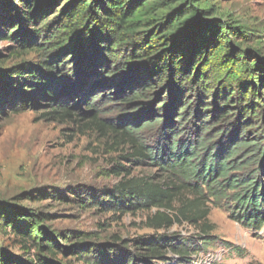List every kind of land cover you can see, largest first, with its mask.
<instances>
[{
	"label": "trees",
	"instance_id": "trees-1",
	"mask_svg": "<svg viewBox=\"0 0 264 264\" xmlns=\"http://www.w3.org/2000/svg\"><path fill=\"white\" fill-rule=\"evenodd\" d=\"M62 1L64 6L55 12L57 18L51 22L47 17L59 0H0V24L8 28L0 40L20 38L23 52L42 56V71L21 67L2 74L0 79L40 89L52 98L56 86L64 80L76 83L79 67L81 82L86 86L82 105L77 103L81 98L70 93L65 100L51 101L48 116L57 121H89L99 131L110 132L113 145H131L133 153L125 159L154 163L176 180L162 185L152 178H130V169L117 165L113 174L124 176L123 180L113 190L105 191L107 201L92 196L93 205L103 212L114 210L122 215L157 209L148 219L147 228L169 231L175 225L188 224L200 234L191 238L166 234L141 237L133 240L132 246L96 247L81 242L66 247L58 235H51L43 226V216L0 202V228H11L27 241L23 248L31 257L3 255L0 264H71L57 260L60 255H70L82 264H158L169 262L170 254L181 263L192 264V257L214 241L211 233L215 228L208 222L207 203L218 206L229 199L236 205L234 220L248 229L261 230L264 58L260 54L253 58L237 48L234 37L246 38L241 29L214 18V10L204 0ZM26 28L31 30L28 36L24 34ZM113 89H129L127 95L124 91L121 95L107 94L110 100L118 96L129 106L139 108L136 101L162 99L154 107L155 112H162L167 95L176 98V105H182L179 123L164 129L168 137L164 149L154 151L136 136L141 128L158 125L157 114L141 126L134 122L116 125L100 119L96 104L99 94ZM215 94L223 101L216 112L217 124L223 125L209 134L216 124L207 120L203 123L204 134L191 142L186 135L193 111L198 106L209 111L206 97L210 99ZM81 108L86 113L80 112ZM232 132L234 136L226 142ZM221 143L223 146L218 148ZM230 191H235L232 198ZM77 198L81 199L79 194ZM80 203L86 204L83 199ZM18 221L26 225L19 227ZM33 251L37 254L32 257Z\"/></svg>",
	"mask_w": 264,
	"mask_h": 264
},
{
	"label": "rangeland",
	"instance_id": "rangeland-1",
	"mask_svg": "<svg viewBox=\"0 0 264 264\" xmlns=\"http://www.w3.org/2000/svg\"><path fill=\"white\" fill-rule=\"evenodd\" d=\"M204 1L205 5L214 10V18L239 27L245 34L246 38L234 37L237 48L246 51L253 58L258 54L264 58V0ZM64 3L59 0L55 5L57 8L49 13L47 20L54 21L57 18L55 12ZM7 30L0 24V35ZM30 33L31 30L26 28L24 34L28 36ZM19 39L0 40V77L21 67L42 71L39 68L42 56L34 52H23L19 48ZM75 75L76 83L64 80L61 85L56 86L57 92L52 98L46 97V92L40 89L16 86L14 83L12 85L10 81L3 83L0 79V202L43 216V226L51 235H58L61 238H58L59 242L66 247L81 242L96 247L114 244L132 246L133 240L159 234L182 238L199 236L200 232L188 224L175 225L169 231L147 228L148 219L156 214L157 209L122 215L114 210L103 212L98 205H93L92 196L107 201L103 196L105 191L113 190L123 180L124 176L117 177L113 174L117 165L129 168L130 178H152L156 184L162 185L176 180L154 163H133L131 158L125 159L126 155L133 153L131 145H113L112 134L99 131L89 121H57L48 116L51 101L65 100L70 93L81 98L77 103L82 105V93L86 86L81 82L83 75L79 67L76 68ZM123 91L126 95L130 93L129 89ZM122 92L113 89L99 94L96 104L100 119L116 125L134 122L141 126L145 120L150 122L157 114L160 120L158 125L141 128L136 136L154 151L157 148L164 149L168 138L164 129L172 127L174 122L179 123L177 118L178 113H182V105H176V98L167 95L162 112H155L154 107L162 99L154 102V99L136 101L140 104L138 108L137 105L129 106L124 100L116 98L118 96L114 100L107 97L108 93L121 95ZM215 96L216 94L210 99L206 97L205 104H209L207 118L204 117L207 113L204 107H195L187 125L189 130L186 139L191 138V142L203 133L202 128H206L203 123L207 120L211 125L216 124L209 134L223 125L217 124L216 117L223 101ZM70 101H73L71 104L74 103L73 99ZM82 110L81 108L82 113L87 111ZM198 115H201L200 121L197 119ZM238 135L239 138L242 137V131ZM233 136L234 132L229 133L225 141L228 142ZM219 140L220 136L214 142ZM223 148L226 149L227 145ZM260 165L259 163L257 168ZM261 178L264 180V177ZM234 193L235 191H230L229 198ZM78 194L86 204L80 203ZM207 206L210 208L208 222L215 228L211 233L214 241L199 255L192 257V264H264V227L261 230L248 229L234 220L236 205L231 199L224 200L218 206L211 203H207ZM17 225L23 227L26 222L18 221ZM66 237L70 239L66 240ZM25 242L27 241H23L11 228H0V257L11 255L29 258L23 248ZM36 254L33 251L31 256ZM168 258L169 262L158 264H185L175 255L170 254ZM57 260L82 264L70 255H60Z\"/></svg>",
	"mask_w": 264,
	"mask_h": 264
}]
</instances>
